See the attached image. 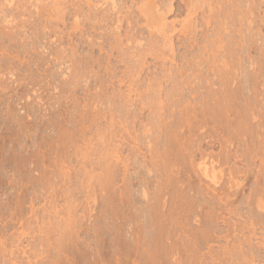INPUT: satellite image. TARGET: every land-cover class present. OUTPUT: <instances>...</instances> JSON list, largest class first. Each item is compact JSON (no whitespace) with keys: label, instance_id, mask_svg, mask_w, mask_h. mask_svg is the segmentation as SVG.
<instances>
[{"label":"rangeland","instance_id":"1","mask_svg":"<svg viewBox=\"0 0 264 264\" xmlns=\"http://www.w3.org/2000/svg\"><path fill=\"white\" fill-rule=\"evenodd\" d=\"M53 1L0 0V264H264V0L231 45Z\"/></svg>","mask_w":264,"mask_h":264},{"label":"bare ground","instance_id":"2","mask_svg":"<svg viewBox=\"0 0 264 264\" xmlns=\"http://www.w3.org/2000/svg\"><path fill=\"white\" fill-rule=\"evenodd\" d=\"M55 1V0H54ZM54 1L52 2V4L51 5H53V3H54ZM56 1H58V0H56ZM99 1V0H98ZM113 4H114V6L116 5L115 4V0H110ZM117 1V0H116ZM124 1V0H123ZM122 1V2H123ZM128 1H130V0H128ZM127 1V2H128ZM198 1H200V0H180V3H179V5L178 6H174V3L176 2V0H139V2L137 3V1H132V2H136L137 4H136V10L139 12V14H140V16L142 17V20H144L143 22H146L147 21V23L145 24V23H143V26H146V28L148 29L147 31L150 33V34H153V35H158V36H166V34H167V29L169 30V26H171V25H169L168 24V22H167V19H166V16L168 15V13L170 14L171 12H178L177 14L179 15V13H180V15L182 14V12L185 10L186 12V17H185V20H186V22L185 23H183V28L181 29V33H183V34H186V33H188V32H199V31H201V30H199V28H201L202 29V27H199L201 24H202V21H206V19H207V24L208 25H210V23H211V20L213 21V24H214V21H215V24H217L216 25V27H218V25H220L218 28L220 29V31H217V32H220L221 34H224V32H229L228 30L229 29H231L232 27H237V26H235V24L236 25H239L240 23L242 24V22L244 23V21L247 23V22H249L250 24L252 23V19H253V14H254V12H256L255 10H256V7L255 6H257L258 5V3H257V5H255L256 3H255V1L256 0H246V4H245V2H244V5H243V1L242 0H228V1H230V3L231 4H229V3H227V2H223V4L225 3H227V4H229L230 5V7H232V8H235V9H237L236 10V12L237 11H242V10H244V11H242L243 13L241 14L240 12H237V14L238 15H241V18H240V16H239V21H238V24H237V18H236V15H231L230 13H232V11H231V9L229 8V10L231 11L230 13L228 12V11H225L224 9L225 8H223L222 6H223V4H222V1L223 0H202L203 1V4L202 5H200L201 4V2H200V4L198 5ZM242 1V5L243 6H245V8L243 7V6H241V4H239L240 2ZM261 1V0H260ZM259 1V3L261 4V2ZM60 3H61V0L59 1ZM100 3H101V1H99ZM119 2V1H118ZM131 2V1H130ZM257 2V1H256ZM262 2H264V1H262ZM48 3V2H47ZM94 3H96V1L94 2ZM177 3V4H178ZM56 4V3H55ZM54 4V5H55ZM59 4V3H58ZM62 4H63V2H62ZM91 4V3H90ZM99 3L97 2V5H98ZM120 4H121V1H120ZM133 4V3H132ZM215 4V5H214ZM227 4H226V6H224V7H229V6H227ZM260 4H259V6H260ZM14 5V4H13ZM76 5V4H75ZM134 5V4H133ZM204 5H207V11L208 12H206V14H205V7H204ZM262 5V4H261ZM59 6V5H58ZM61 6H63V5H60L59 7H61ZM92 6H94V5H92ZM96 6V5H95ZM100 6V5H99ZM127 6V5H126ZM131 6V5H130ZM129 6V7H130ZM13 7V6H12ZM58 7V8H59ZM111 7V6H110ZM124 7V6H123ZM261 7V6H260ZM263 7V6H262ZM261 7V8H262ZM16 8V7H15ZM54 8V6H52V9ZM55 8H57V7H55ZM92 8V7H91ZM107 8V7H106ZM105 8V9H106ZM109 8V7H108ZM125 8V7H124ZM127 9H128V6L126 7ZM132 8V7H131ZM131 8H129V10L131 9ZM223 8V9H222ZM244 8V9H243ZM60 9V8H59ZM61 9H63V8H61ZM96 9V8H95ZM99 9V8H98ZM105 9H103V10H105ZM113 9V8H112ZM118 9V8H117ZM242 9V10H241ZM81 9H77V11H80ZM103 10H101L102 12H104ZM123 10V9H122ZM122 10H118V12L119 11H121L120 12V14L122 13ZM131 10H133V9H131ZM233 10V9H232ZM53 11V10H52ZM54 11H55V9H54ZM62 11V10H61ZM94 11V10H93ZM96 11V10H95ZM94 11V12H95ZM99 11V10H98ZM98 11H97V13H98ZM111 11H113V10H110V12H108V10H106V13L109 15V13L110 14H112V13H114V12H112L111 13ZM234 12H235V10H233ZM260 11V10H259ZM56 12H57V10H56ZM58 12H60V11H58ZM88 12H90V11H88ZM202 12V13H201ZM61 13V12H60ZM77 13V12H76ZM79 13V12H78ZM105 13V14H106ZM123 13H125L124 12V10H123ZM209 13V14H208ZM257 13V12H256ZM264 13V12H263ZM75 14V13H74ZM92 12L90 13V16L92 17ZM93 14H95V13H93ZM99 14H100V11H99ZM102 15H99V21H101L100 19H101V17L103 16V15H105L104 13H101ZM107 14H106V16L104 17L103 16V21L105 22V19L104 18H106V19H108L107 18ZM126 14V13H125ZM128 14V13H127ZM200 14H202L201 15V18L199 17V15ZM234 14V13H233ZM113 16H114V14H112ZM112 15H110V17L112 16ZM118 15V14H117ZM122 15V14H121ZM124 15V14H123ZM135 15V14H134ZM238 15H237V17H238ZM98 16V14L96 15V17ZM203 16V17H202ZM94 17H95V15H94ZM110 17H109V19H110ZM115 17V16H114ZM234 17L236 18L235 19V21H233L232 19H234ZM255 17V16H254ZM90 18V17H89ZM116 18H117V16H116ZM256 18H258V17H256ZM256 18H254V19H256ZM98 18H93V20H97ZM108 19V20H109ZM113 18L111 17V19L110 20H112ZM118 19V18H117ZM141 19V18H140ZM184 19V18H183ZM205 19V20H204ZM92 20V19H91ZM92 20V21H93ZM107 20V21H108ZM110 20H109V22H110ZM114 20V19H113ZM128 20H129V18H128ZM138 20V19H137ZM184 20V21H185ZM261 20H262V18H261ZM264 20V19H263ZM262 20V21H263ZM84 21V20H83ZM90 21V20H89ZM91 21V22H92ZM98 21V20H97ZM103 21H101V23L103 22ZM106 21V22H107ZM121 21H122V17H121ZM227 21H233V22H236L235 24H234V26H233V23L231 24L232 25V27L230 26V22H229V24H228V22ZM255 21V20H254ZM95 22V21H94ZM104 22H103V24H104ZM113 22V21H112ZM115 23H116V21H114ZM120 22V21H119ZM204 22H203V24H204ZM264 22V21H263ZM95 23H97V22H95ZM100 23V22H99ZM98 23V24H99ZM245 23V24H246ZM249 23L248 24H246V26L248 25V27H247V29L250 27L249 26ZM79 24V23H78ZM108 24V23H107ZM131 24H132V22H131ZM138 24V23H137ZM145 24V25H144ZM240 24V25H241ZM101 25V24H100ZM121 25H122V23H121ZM205 25V24H204ZM206 26V28H208L209 26ZM244 25V24H243ZM84 26V25H83ZM95 26H97L96 24H95ZM136 25H134V27H135ZM140 26V25H139ZM201 26H203V25H201ZM252 26H254V25H252ZM172 27H173V25H172ZM199 27V28H198ZM204 27V26H203ZM212 27H215V25L214 26H212ZM241 27V26H240ZM240 27H237V28H240ZM242 27H244L245 28V26H242ZM241 27V28H242ZM85 28V27H84ZM197 28H198V30H197ZM212 29V30H219V29ZM223 30H222V29ZM229 28V29H228ZM235 28H232L233 30H232V32L230 33V34H232L233 33V31H234V29ZM253 27H251V30H250V28L248 29V30H250L249 32L250 33H252V31H253V29H252ZM95 29H96V27H95ZM134 29V28H133ZM203 29H205V28H203ZM243 29V28H242ZM246 29V37H243L242 38V41H246L247 43H248V45L250 46L251 45V43L253 42L251 39H252V37H251V34L249 33V32H247L248 30ZM76 30V29H75ZM80 30V29H79ZM159 30H161V32H162V34H161V32L159 31ZM210 30V29H209ZM212 30H210V31H212ZM77 31V30H76ZM222 31H224V32H222ZM236 31V30H235ZM209 31H208V29H207V32H203V33H208ZM217 32H214L215 34L217 33ZM173 33V32H172ZM201 33V32H200ZM200 33H198V34H196V36L197 37H199V34ZM202 33V34H203ZM211 33V32H210ZM209 33V34H210ZM213 33V36H212V38L213 37H216L215 39H217L218 38V40H216L217 41V44H216V41H215V39L213 38H211L212 39V41H211V43H213V40H214V43L212 44L213 45V51L215 52V53H213V54H218V55H215L214 56V58H213V60H214V63L216 64V63H218L221 59L220 58H222V57H220V55L219 54H221V53H223L222 52V50L221 49H225V47L227 48V45H228V43H230V41H232V39H234L235 37L234 36H232V35H230L231 36V38L232 39H230V38H226L225 39V34L224 35H221V36H219V37H224V39H225V41L223 40V38L222 39H219V37H218V35L220 34V33H217L218 35L217 36H214L215 34ZM195 34V33H194ZM202 34H200V36L202 35ZM209 34H206V35H208L209 36ZM234 34V33H233ZM142 35V34H141ZM226 35H229V33L228 34H226ZM109 36V35H108ZM137 36H138V34H137ZM192 36V35H191ZM205 35H202L201 37H204ZM127 37V36H126ZM125 37V38H126ZM160 37V38H161ZM166 37H172V36H166ZM201 37H199V39L198 38H196V41H197V43L199 44V40H200V38ZM211 37V36H210ZM227 37H229V36H227ZM119 38V37H118ZM131 38V37H130ZM129 38V39H130ZM193 38H195V37H193ZM192 38V39H193ZM205 38H206V36H205ZM102 39V38H101ZM155 39V38H154ZM201 39H203V38H201ZM209 38H207V39H204V40H207L205 43H209V40H208ZM139 40H141L140 38H139ZM171 40H172V38H171ZM191 40V39H190ZM190 40H189V42H190ZM264 40V39H263ZM117 41V40H116ZM136 41V40H135ZM144 41V40H143ZM173 41V40H172ZM188 41V40H187ZM193 41V40H192ZM195 41V40H194ZM193 41V42H194ZM203 41V40H202ZM223 41L224 42H228L227 43V45H224L223 44ZM234 41V40H233ZM232 41V42H233ZM252 41V42H251ZM130 42V41H129ZM132 42V41H131ZM137 42V41H136ZM139 42V41H138ZM140 42H142V40L140 41ZM118 43V42H117ZM172 43V42H171ZM188 43V42H187ZM203 43V42H202ZM211 43H209V44H211ZM124 44V43H123ZM163 44V43H162ZM193 44V43H192ZM191 44V45H192ZM209 44H207V45H203V44H201L200 43V45H203V48L205 47V46H207V49H211V51H212V48L211 47H209ZM215 44H216V46H215ZM103 45H104V43H103ZM169 45V44H168ZM194 45V44H193ZM229 45H231V43L229 44ZM118 46V45H117ZM137 46H138V44H137ZM166 46V45H165ZM195 46V45H194ZM211 46V45H210ZM105 47V46H104ZM121 47H122V45H121ZM142 47V46H141ZM140 47V48H141ZM147 47V46H146ZM149 47V46H148ZM161 47V46H160ZM202 47V46H201ZM209 47V48H208ZM215 47V48H214ZM114 48H115V46H114ZM117 48H119V47H117ZM156 48V47H155ZM154 48V49H155ZM106 49V48H105ZM151 49V48H150ZM170 49H172V48H170ZM205 49H206V47H205ZM206 49V50H207ZM115 50V49H114ZM126 50V49H125ZM143 50V49H142ZM147 51H148V49H147ZM150 51V50H149ZM152 51V50H151ZM167 51V50H166ZM174 51V50H173ZM203 51V50H202ZM114 52V51H113ZM155 52H156V49H155ZM109 53V52H108ZM119 53V52H118ZM147 53V52H146ZM203 53V52H202ZM112 54V53H111ZM110 54V55H111ZM126 54V53H125ZM136 54V53H135ZM152 54H153V52H152ZM149 56V55H148ZM219 56V57H218ZM165 57H167V55H165ZM200 57V59H198ZM197 56V59L198 60H193L192 58H191V60L190 61H188V63L189 62H191L192 60L196 63H198V66L200 65V66H203V60H201V56ZM139 58V57H138ZM140 58H141V56H140ZM195 58V57H194ZM134 59V58H133ZM155 59H157V58H155ZM202 59H203V57H202ZM121 60V59H120ZM166 60V59H165ZM125 61V60H124ZM168 61V60H167ZM200 61V62H199ZM118 62V61H117ZM136 62V61H135ZM139 62H141V60H139ZM138 64V63H137ZM190 64V63H189ZM189 64H187V65H189ZM113 65V64H112ZM139 65H140V63H139ZM147 65V64H146ZM136 66V65H135ZM144 66H145V62L144 63H142L140 66H138L137 65V67H136V69H138L136 72H135V70H134V72H132V70H131V75H139L141 72H143L144 70L143 69H145L144 68ZM163 66V65H162ZM191 66V65H190ZM197 66V67H198ZM100 67V66H99ZM103 67V66H102ZM112 67V68H111ZM128 67V66H127ZM165 67V66H164ZM215 67V66H214ZM217 67V66H216ZM107 68V67H106ZM113 66H110L109 67V65H108V70H111L110 71V73L111 72H113L114 71V69H116V68H114ZM143 68V69H142ZM113 69V70H112ZM132 69V68H131ZM170 69V68H169ZM189 69V68H188ZM104 70V69H103ZM107 70V69H106ZM143 70V71H142ZM171 70V69H170ZM214 70H216V71H218L216 68L214 69ZM179 71H180V69H179ZM201 71V70H200ZM108 72V71H107ZM115 72V71H114ZM113 72V74H116V73H114ZM127 72H129V71H127ZM174 72V71H173ZM182 72V71H181ZM180 72V73H181ZM192 72H193V70H192ZM199 72V71H198ZM235 72V71H234ZM233 72V73H234ZM134 73V74H133ZM176 73V72H175ZM185 73H186V69H185ZM218 73H221V71L219 70L218 71ZM108 74V73H107ZM119 74V73H118ZM117 74V75H118ZM181 74H184V71H183V73H181ZM231 74V73H230ZM235 74V73H234ZM233 74V75H234ZM104 75H106V74H104ZM108 75H110V74H108ZM179 75V74H178Z\"/></svg>","mask_w":264,"mask_h":264}]
</instances>
